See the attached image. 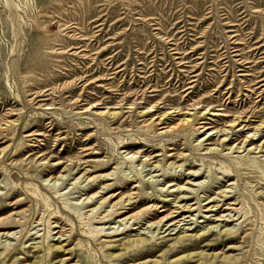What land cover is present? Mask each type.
Instances as JSON below:
<instances>
[{
  "label": "rangeland",
  "instance_id": "374dc122",
  "mask_svg": "<svg viewBox=\"0 0 264 264\" xmlns=\"http://www.w3.org/2000/svg\"><path fill=\"white\" fill-rule=\"evenodd\" d=\"M0 264H264V0H0Z\"/></svg>",
  "mask_w": 264,
  "mask_h": 264
},
{
  "label": "bare ground",
  "instance_id": "6f19581e",
  "mask_svg": "<svg viewBox=\"0 0 264 264\" xmlns=\"http://www.w3.org/2000/svg\"><path fill=\"white\" fill-rule=\"evenodd\" d=\"M239 57V56H238ZM185 68V67H184ZM258 86V85H257ZM228 92V91H227ZM244 128H246V126L244 127ZM244 128H242V129H244ZM209 128H207L206 127V129L205 130H208ZM247 129H249V128H247ZM219 131V130H218ZM233 131V130H232ZM257 131V130H256ZM224 132H226V130H224ZM210 133H212L211 135H213L214 133L213 132H210ZM209 134V133H208ZM246 138V137H245ZM227 141V139H224V142H226ZM186 195V193H183L182 194V197L181 198H179L180 199V202H183V200L185 199L184 198V196ZM146 201V200H145ZM143 202V201H142ZM214 201H209V203H207V207H206V210L204 211V212H207V213H212V212H218L219 211V206H210V204H212ZM141 204H138V205H136V206H140ZM197 211V209H192V206H188V205H183V206H181V204H180V206L178 207V211H176L175 212V214H177L176 215V217L173 215V214H170V215H167L164 219H162V220H167V219H169V220H171V219H173V218H178L180 215L179 214H181V216H183V214H190V216H184V218L181 220V221H179L177 224H179V223H181V222H184L185 220H186V218H191L192 216H193V213L194 212H196ZM234 211V210H233ZM222 212V211H221ZM180 216V217H181ZM132 219H134V217H130L129 219L128 218H125V219H123L122 221L123 222H128V221H130V220H132ZM181 219V218H180ZM121 222V221H120ZM177 224H169L170 226H176ZM159 225V224H158ZM11 235H13V234H11ZM6 236H9L8 234L6 235ZM143 242V241H142ZM141 242V243H142ZM214 263V262H213Z\"/></svg>",
  "mask_w": 264,
  "mask_h": 264
}]
</instances>
